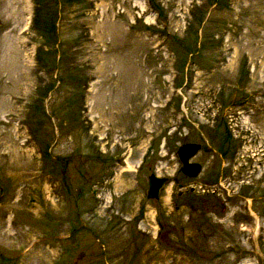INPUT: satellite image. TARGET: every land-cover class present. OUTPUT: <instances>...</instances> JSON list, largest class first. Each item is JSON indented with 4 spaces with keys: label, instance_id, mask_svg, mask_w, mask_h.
I'll use <instances>...</instances> for the list:
<instances>
[{
    "label": "rangeland",
    "instance_id": "1",
    "mask_svg": "<svg viewBox=\"0 0 264 264\" xmlns=\"http://www.w3.org/2000/svg\"><path fill=\"white\" fill-rule=\"evenodd\" d=\"M0 264H264V0H0Z\"/></svg>",
    "mask_w": 264,
    "mask_h": 264
},
{
    "label": "water",
    "instance_id": "2",
    "mask_svg": "<svg viewBox=\"0 0 264 264\" xmlns=\"http://www.w3.org/2000/svg\"><path fill=\"white\" fill-rule=\"evenodd\" d=\"M199 148L196 143H183L178 148L176 153L181 160V171L187 176L194 177L198 174L200 166L195 162H189V159ZM165 183V178L150 173L147 177V186L145 189L146 198H158L159 190ZM81 254L78 255L81 256Z\"/></svg>",
    "mask_w": 264,
    "mask_h": 264
},
{
    "label": "bare ground",
    "instance_id": "3",
    "mask_svg": "<svg viewBox=\"0 0 264 264\" xmlns=\"http://www.w3.org/2000/svg\"><path fill=\"white\" fill-rule=\"evenodd\" d=\"M34 26V25H33ZM19 49V48H18ZM26 64V63H25ZM30 66V65H29ZM19 68V67H18ZM27 68H29V67H27ZM21 69V68H20ZM23 69V68H22ZM28 70V69H27ZM26 70V71H27ZM21 71V70H20ZM29 83V82H28ZM19 84V83H18ZM23 85V84H22ZM21 87V86H20ZM16 91H18L17 89H16ZM26 93V92H25ZM18 95V94H17ZM16 96V95H15ZM20 97H21V95H20ZM11 105V104H10ZM11 108V107H10ZM17 109V108H16ZM11 111H13V109L11 110ZM15 112V111H14ZM176 156H177V159H178V161L179 162H181V160H180V158H179V156H178V154L176 153ZM258 227V226H257ZM258 230V229H257ZM255 231V230H254ZM255 233V232H254Z\"/></svg>",
    "mask_w": 264,
    "mask_h": 264
},
{
    "label": "flooded vegetation",
    "instance_id": "4",
    "mask_svg": "<svg viewBox=\"0 0 264 264\" xmlns=\"http://www.w3.org/2000/svg\"><path fill=\"white\" fill-rule=\"evenodd\" d=\"M199 145V149L197 150V151H199L200 150V144H198ZM197 151H196V153H197ZM196 153L194 154V156L196 155ZM193 156V157H194ZM194 162H196V161H194ZM197 164H199V166H200V169H201V165H200V163H198V162H196Z\"/></svg>",
    "mask_w": 264,
    "mask_h": 264
}]
</instances>
